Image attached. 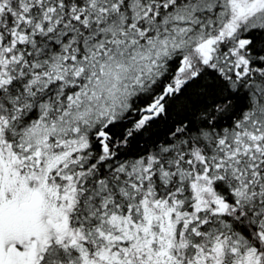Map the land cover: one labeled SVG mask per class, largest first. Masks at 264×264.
<instances>
[{
    "label": "snow or ice",
    "instance_id": "1",
    "mask_svg": "<svg viewBox=\"0 0 264 264\" xmlns=\"http://www.w3.org/2000/svg\"><path fill=\"white\" fill-rule=\"evenodd\" d=\"M0 264H264V0H0Z\"/></svg>",
    "mask_w": 264,
    "mask_h": 264
}]
</instances>
